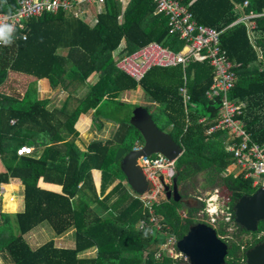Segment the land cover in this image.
<instances>
[{
    "label": "trees",
    "instance_id": "1",
    "mask_svg": "<svg viewBox=\"0 0 264 264\" xmlns=\"http://www.w3.org/2000/svg\"><path fill=\"white\" fill-rule=\"evenodd\" d=\"M19 1L0 0V14H14ZM177 1L190 7L201 25L223 32L221 46L238 75L229 99L245 106L241 120L254 141L264 144V17L253 20L252 30L246 23L231 26L240 16L238 7L261 14L264 0ZM123 3L107 0L102 10L93 9L95 17L89 12L84 18L62 12L44 15L30 20L28 32L13 36L11 44L0 46V90L13 72L35 78L23 98L0 91V162L5 165L0 164V188L8 190V211L16 212L19 207L13 182L25 187L23 212L4 213L0 208V254L8 264H175L164 254L156 257L165 241L163 233L138 228L148 219L142 203L136 200V208L122 217L119 208L126 205L124 199L110 203L113 194L122 190L121 184L104 195L113 181L126 180L116 161L118 150L132 151L137 140L143 144L140 132L130 124L133 110L140 105L124 100L135 91L142 92L144 101L159 112L161 126L150 114L157 127L185 148L184 155L176 159L175 179L181 197H191L190 186L203 171H207L208 185L230 198L233 213L242 196L261 187L235 167V159L225 149L226 133L207 134L222 108L221 99L207 97L213 81L208 64L194 63L188 68L191 99L187 103L180 94L185 86L181 66L154 67L141 82L118 69L121 57L153 42L176 53L185 47L179 35L170 33L168 18L155 14L152 0ZM40 79L66 93L58 106L51 109L50 101L39 97ZM142 107L149 111V106ZM91 113L95 127L107 119L118 124V130L112 140L94 141L82 150L76 124L82 114ZM204 118L207 122L202 123ZM23 147L33 152L20 155ZM93 169L103 172L102 193H97L91 178ZM42 184L60 186L63 191H46ZM204 206L197 205L184 218L178 203L164 199L156 204L155 213L167 232L180 240L191 226L199 224L195 216ZM45 224L54 239L34 249L26 236ZM71 229H76L74 248L58 247L55 239ZM242 234L248 232L241 227L236 241L228 244L227 264L245 260ZM91 249L98 253L85 255Z\"/></svg>",
    "mask_w": 264,
    "mask_h": 264
},
{
    "label": "built area",
    "instance_id": "2",
    "mask_svg": "<svg viewBox=\"0 0 264 264\" xmlns=\"http://www.w3.org/2000/svg\"><path fill=\"white\" fill-rule=\"evenodd\" d=\"M116 1H122L127 6L126 1L131 2L132 0ZM152 1L155 6V14L168 18L170 33L179 35L180 39L185 41V47L176 53L153 42L139 48L134 53L121 57L117 62L118 69L135 81L141 82L145 74L154 67L181 66L184 68L185 86L181 88L180 94L183 95L187 103L191 99L188 88V68L194 63L208 64L213 69V81L207 97L209 100L221 99L222 108L220 116L213 121L207 134L211 137L220 132L226 133L225 149L235 159V167L241 168L245 178L253 180L254 186L264 187V144L254 141L252 134L247 131L241 120L245 106L238 105L229 99V94L237 85L238 75L235 64L221 46L223 32L201 25L190 7L181 5L177 0ZM106 3L107 0H20L14 14H0V23L14 25L13 36L17 37V34L28 30L26 26L30 20H37L44 15L60 12L71 14L74 18H84L88 12L94 16L93 11L102 10ZM245 6H248L247 2ZM238 9L240 16L231 26L246 23L252 30L255 28L253 20L264 17V10L259 14L246 13L241 6ZM22 37L26 41V36ZM5 45L0 43V46ZM187 112H189V108H187ZM201 122L205 123L207 119L204 118ZM190 123L189 115L188 125ZM142 147L143 144L137 143L132 151H140ZM32 152V148L23 147L19 154H31ZM137 163L146 180L153 186L151 193L136 196L148 214V219H143L138 228L150 234L157 231L165 235V241L160 244V250L156 254L157 258H161L164 254L172 258L175 264H189V258L177 249V236L167 232L168 228L160 222L155 213L156 204L165 199V188H170L173 184L176 175V159H167L157 154L141 156ZM195 199L205 205L204 208H200L195 219L200 221L199 223L212 226L225 243L230 244L228 243L229 239L232 242L236 241L235 234L239 230V225L235 222V213L231 211L230 198L223 195L219 188H216L207 195L198 196ZM180 214L184 218L187 217L185 213ZM219 230L226 235L221 236ZM241 248L243 249V247Z\"/></svg>",
    "mask_w": 264,
    "mask_h": 264
},
{
    "label": "water",
    "instance_id": "3",
    "mask_svg": "<svg viewBox=\"0 0 264 264\" xmlns=\"http://www.w3.org/2000/svg\"><path fill=\"white\" fill-rule=\"evenodd\" d=\"M130 124L140 132L143 147L140 151L130 152L120 148L116 154V161L120 163L121 170L133 192L143 195L151 193L153 186L146 180L137 163L138 158L160 154L167 159H177L180 155H184L185 148L175 142L170 134L160 130L144 107L134 109ZM165 195L167 200L178 203L186 215L196 208L190 199L181 197L175 178L172 187L165 188ZM234 211L237 225L248 233L257 232L259 224L264 221V187L250 196H242L235 204ZM177 249L189 258V264H227L229 246L219 237L217 230L207 224L199 223L191 226L188 233L177 242ZM246 263L264 264V245L248 250Z\"/></svg>",
    "mask_w": 264,
    "mask_h": 264
},
{
    "label": "crops",
    "instance_id": "4",
    "mask_svg": "<svg viewBox=\"0 0 264 264\" xmlns=\"http://www.w3.org/2000/svg\"><path fill=\"white\" fill-rule=\"evenodd\" d=\"M126 3H127V6L130 4L129 1H126ZM126 9H127V7H126ZM125 42L126 41L123 40L122 44L124 45ZM12 74H14V75H25V74H19V73H15V72H13ZM25 76L31 77L28 75H25ZM31 78H33V79H31L30 82L34 81L35 78L34 77H31ZM38 89H39V97L41 99H44V100H49L50 101L49 108H51V109L58 106V101L61 102L62 100H64L66 98L65 97L66 93L61 92L60 90L52 89L50 84H49V81L47 79L38 80ZM59 94H60V98H59ZM138 107H142V106H138ZM131 118H132V116H131ZM76 130L78 131L79 138H80L79 147L82 150H84L85 148H87L88 144L91 142L112 140L115 136V133L118 130V124H116L113 121L107 120V119H101L100 123H98V126L95 127L93 124V113L87 114V115L82 114L79 117V120L76 124ZM137 143L140 145L142 144V142L139 140H137V142L135 144H137ZM90 174H91V178L94 179V185H95V188L97 190V193H102L101 186L103 183V172L101 170L93 169L90 171ZM16 182L21 183L19 181H14L12 185L15 186ZM119 184H121L122 190L121 191L119 190L113 194L110 203H114L118 198H120V199L123 198L124 203L126 205L122 204V206L119 208V210H121L122 217H124L126 214H128L130 211H132L136 208V206L138 205V202L136 200H138V199H135V198L133 199V196H136V195H134L132 193L133 190L128 185L127 179L122 180V181L120 179H117L116 181H113L111 184H109L104 195L110 194L113 191V189ZM42 188L46 191L49 190V191H53L56 193H62V191H63L62 187L55 186V185H49V184H42ZM95 208H97V205L94 206V209ZM102 215L103 216L107 215V212L105 211L104 213H102ZM68 233H65L62 236H59L57 238L59 239V242L61 244L65 245V244L69 243L68 246H70V247H68V248H74L76 229H72ZM58 247H61V246H58ZM63 248H65V247H63ZM97 253H98L97 249H91V250L87 251L85 255L95 256Z\"/></svg>",
    "mask_w": 264,
    "mask_h": 264
},
{
    "label": "rangeland",
    "instance_id": "5",
    "mask_svg": "<svg viewBox=\"0 0 264 264\" xmlns=\"http://www.w3.org/2000/svg\"><path fill=\"white\" fill-rule=\"evenodd\" d=\"M94 17H95V15H94ZM31 79H33V78L27 77L25 75H14L11 73V77H10L9 81L7 82V85L2 87L0 91L7 93L10 96H16L19 98H23V96L26 92V89L30 84ZM59 98H60V94H59ZM124 100L126 102L128 101V102L135 104V105H140V106H146L147 105V106H149L148 109H149L150 114L152 115L153 119L156 120V123L159 126H161V123H160L161 117H160L159 112L157 111V109H154L153 106L149 105L150 103H148V102L146 103L144 101V95L142 92H140V91L136 92L135 91V92L131 93V95L125 96ZM0 164L4 165V163H2V162H0ZM4 167H5V165H4ZM193 183L194 184H191V186H190V188L193 187L192 192H191V197H190L191 201H193L192 198H195V196L198 197V196H202V195H207L209 192H211L214 189L213 186L208 185L209 179H208L207 171H203L202 174H200L196 178V180L193 181ZM15 184H16L15 186L18 188V191L15 192L13 194V196L17 197V203L19 205L18 210L16 212L8 211L7 201H6V194L8 193V190L7 189L5 190V188H6L5 186H1V188H0L1 189L0 190V208L2 209V212H4V213L16 214L18 212H23L25 210V187L22 185V183L16 182ZM12 186H14V185H12ZM132 193L136 196L140 195V194H137L133 191H132ZM137 201L140 202L139 200H137ZM179 213H183V211H179ZM139 225H140V223H139ZM71 230H69V231H71ZM219 234L221 236L226 235L221 230H219ZM26 238L29 240V242L31 243V245L34 249H37L38 247H40V246L44 245L45 243L54 239L52 230L50 229L48 224H45V225H42V226L36 228L28 236H26ZM55 242H56L57 246H61V247H65V248L70 247V246H68L69 243L65 244V245L61 244L59 242L58 238L55 239ZM228 243H232V241L229 239ZM249 245H250V242H249ZM250 248H251V245H250ZM238 263H240V261H238ZM242 263L246 264V261H245V263H244V261H242ZM0 264H8V260L4 256H1V254H0Z\"/></svg>",
    "mask_w": 264,
    "mask_h": 264
},
{
    "label": "flooded vegetation",
    "instance_id": "6",
    "mask_svg": "<svg viewBox=\"0 0 264 264\" xmlns=\"http://www.w3.org/2000/svg\"><path fill=\"white\" fill-rule=\"evenodd\" d=\"M246 196H250V195H246ZM165 199H166V195H165ZM186 199H190V197L189 198H186ZM191 203L192 204H195L196 206L199 205V203L196 202V201H194V200L191 201ZM262 224H264V221L259 224V229H258L257 232H255V233H248V234H242V236L244 237V240H243V244L241 246V247H243V249L241 248V252L245 253V261H246V252L248 250L253 249L254 247H256L258 245H264V230L263 231L261 230ZM239 230H241V227L240 226H239ZM249 242H250L251 248H248V246L250 247Z\"/></svg>",
    "mask_w": 264,
    "mask_h": 264
},
{
    "label": "clouds",
    "instance_id": "7",
    "mask_svg": "<svg viewBox=\"0 0 264 264\" xmlns=\"http://www.w3.org/2000/svg\"><path fill=\"white\" fill-rule=\"evenodd\" d=\"M14 31H15L14 25L6 24V23H0V43L6 44V45L11 44L12 40H13ZM134 198L136 199V196ZM195 198L194 199L192 198V199L194 201L198 202ZM199 204H201V203H199ZM181 210H183V209H181ZM183 213H184V210H183ZM186 216H188V215H186Z\"/></svg>",
    "mask_w": 264,
    "mask_h": 264
}]
</instances>
